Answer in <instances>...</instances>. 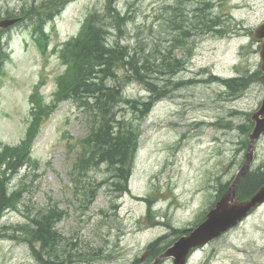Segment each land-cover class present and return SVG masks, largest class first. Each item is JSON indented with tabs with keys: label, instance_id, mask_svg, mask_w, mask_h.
I'll return each instance as SVG.
<instances>
[{
	"label": "rangeland",
	"instance_id": "rangeland-1",
	"mask_svg": "<svg viewBox=\"0 0 264 264\" xmlns=\"http://www.w3.org/2000/svg\"><path fill=\"white\" fill-rule=\"evenodd\" d=\"M29 1L0 0V19H7L6 10L18 11ZM94 9L133 16L122 34L116 29V35L109 31L108 41L134 48L138 57L151 54L158 64V51L164 52L169 43L175 46L172 53L166 52L174 56L167 69L177 68L171 83H165L166 76L157 73L154 65L153 71H147L160 85L159 92H169L168 96L148 93L146 86L135 81L122 84V80L129 81V74L125 67L114 64L112 75L104 73V83L109 88L119 85L121 97L114 103L103 97L101 113L91 102L83 103L84 110L72 100H59L33 147L32 155L40 162L22 159L25 167L10 181V187L20 195L19 208L7 211L1 223L19 228L40 209L58 205L61 220L56 228L63 236L59 250L67 260L76 262L71 264H145L148 257L140 259L148 245L159 237L164 238V244L170 242L177 235L175 229L194 225L244 160L242 141L247 138L240 127L248 126L264 97V83L254 74L261 65L259 44L251 36L264 21V0H62L54 21L45 24L51 36L47 52L39 47L38 35H32V26L25 21L0 28V40L9 48L5 57L9 60L0 71V141L16 145L24 138L34 106L31 94L37 91L39 80H46L40 95L52 102L57 76L66 68L53 48L79 34ZM201 13L207 17L204 21L197 19ZM45 30L43 27L41 33ZM170 35L174 38L168 42ZM103 42H99L101 48ZM178 58H191L187 71ZM99 73H94V80ZM238 73L252 77L246 80L248 87L236 93V99L228 98L223 84L213 82L212 77L227 80ZM196 76L206 79L182 88L175 84ZM122 93L131 98V105L123 102ZM147 101L152 104L150 109L138 112L139 103ZM231 110L239 113L231 116ZM93 113L106 120L125 116L126 129L132 127L136 136L140 133L130 158V191L120 198L119 188L103 184L104 165H85L77 181L78 191L69 187L75 147L85 136ZM262 162L264 136L257 143L253 168ZM170 187L179 200L165 217L173 228L147 227L143 199L157 198L160 190L164 199L171 195ZM91 198L94 201L88 204ZM166 206L167 202L160 200L158 213L164 215ZM19 232L10 234L22 236ZM68 238L77 242L76 248H70ZM28 253L20 240H0V264H34ZM188 264H264V204L240 225L194 252Z\"/></svg>",
	"mask_w": 264,
	"mask_h": 264
},
{
	"label": "trees",
	"instance_id": "trees-1",
	"mask_svg": "<svg viewBox=\"0 0 264 264\" xmlns=\"http://www.w3.org/2000/svg\"><path fill=\"white\" fill-rule=\"evenodd\" d=\"M39 7H42V5L31 3L30 6L24 8L22 12H25L26 9L31 12ZM114 18L112 20H115ZM206 18L205 13H201L197 16L199 21H204ZM32 19H35L37 22L35 29L42 27L44 22L42 16ZM114 25L119 26V22L114 23ZM96 27L97 26L91 23L88 26L86 34L72 44L76 52L74 55L76 58L75 66L72 67L71 71H69L66 77L59 83L61 88L60 95L63 97L74 99L79 103H86L87 98L92 97L95 99L93 105H97V110L101 113L104 110L102 105V101L104 100L102 99L103 97L108 99L110 103L116 102L115 100L121 97L119 85L109 88L106 87L104 83L106 76L104 73L110 71V75H112L114 64H117L116 67L120 64L126 69L132 66L133 75L136 76L141 83L150 86L151 83H149V79L155 78L147 74V71H153L151 65H154L157 73L175 74L177 68L169 67L167 69L171 64L169 60L174 58L173 55L170 57L167 56V48L164 52H161V50L158 51L160 52L159 55L161 58L158 64L156 61H152V58H150L151 54H148L145 58V54H140L138 57L136 53L137 59H135L134 56H131L130 48H128L130 46L124 47L119 45V43H110L108 41L109 26H107L108 28H106V30H95ZM105 32L107 34H105ZM100 41H104L103 48L99 45ZM1 49L0 47V50ZM168 50L171 52V49ZM4 57V54L0 55V68ZM157 58L159 59V57ZM132 61H134V63H132ZM97 67L99 68L97 69ZM96 72L103 73H99L100 76L97 77V81L94 80V73ZM229 86L234 92H239V90L241 91L246 88V79L242 77L237 80H231ZM128 102L132 103V101ZM139 105L142 106H139L137 111L142 112L141 110H143V112L146 113L152 104L147 101L145 104L141 102ZM37 109V112L32 111L33 122L28 129L29 140L24 141L20 145L24 150L31 147V141L39 130L43 116H47L52 108L49 106L43 107L41 103H38ZM94 122L95 125L87 141L88 150L85 151L88 157L84 160L86 162H94L95 164L106 163L111 171L108 180H113L112 185L120 190L126 189L130 176L128 166L130 165V158L136 146L137 136L132 127L128 130L126 129L124 121H116L115 119L106 120L101 114H94ZM15 153V150L0 149V220L2 213L8 208L11 209L14 207L15 202L20 200V195L16 191H12L9 186L11 173L18 168L20 162H23L20 160L23 158V155ZM14 157H16V160H14ZM263 181L264 168L246 176L244 182V195L255 189ZM40 225H42V228L39 230L40 234L50 232L49 227L51 226V221L48 218L42 216Z\"/></svg>",
	"mask_w": 264,
	"mask_h": 264
},
{
	"label": "water",
	"instance_id": "water-1",
	"mask_svg": "<svg viewBox=\"0 0 264 264\" xmlns=\"http://www.w3.org/2000/svg\"><path fill=\"white\" fill-rule=\"evenodd\" d=\"M14 21L0 22V26H7ZM255 36L262 38L264 41V24L256 31ZM261 55L264 58V45ZM264 69V64H263ZM259 114V113H258ZM256 135L251 136V142L249 145L248 160L242 166L239 175L235 178L229 189L223 195L221 200L217 203L216 207L210 212L208 220L190 237L182 238L176 247L172 250L176 253H180V260L178 264H183L185 256L189 247L194 243H203L209 237L218 235L221 231H224L228 227L234 225L237 220L241 219L256 203L261 202L264 199V188L254 198L245 202H238L235 198L236 189L240 182V178L248 168L250 161L251 149L253 146V140Z\"/></svg>",
	"mask_w": 264,
	"mask_h": 264
},
{
	"label": "bare ground",
	"instance_id": "bare-ground-1",
	"mask_svg": "<svg viewBox=\"0 0 264 264\" xmlns=\"http://www.w3.org/2000/svg\"><path fill=\"white\" fill-rule=\"evenodd\" d=\"M175 22V21H174ZM109 39V38H108ZM110 42V41H109ZM116 48V47H115ZM136 48V47H135ZM117 65V64H116ZM123 87H124V85H123ZM123 94V93H122ZM154 106V105H153ZM152 109V108H151Z\"/></svg>",
	"mask_w": 264,
	"mask_h": 264
}]
</instances>
